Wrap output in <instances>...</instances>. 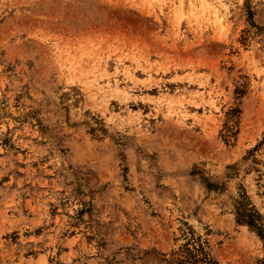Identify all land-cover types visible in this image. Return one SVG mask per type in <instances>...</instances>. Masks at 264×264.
<instances>
[{
	"label": "rangeland",
	"instance_id": "1",
	"mask_svg": "<svg viewBox=\"0 0 264 264\" xmlns=\"http://www.w3.org/2000/svg\"><path fill=\"white\" fill-rule=\"evenodd\" d=\"M0 264H264V0H0Z\"/></svg>",
	"mask_w": 264,
	"mask_h": 264
},
{
	"label": "bare ground",
	"instance_id": "2",
	"mask_svg": "<svg viewBox=\"0 0 264 264\" xmlns=\"http://www.w3.org/2000/svg\"><path fill=\"white\" fill-rule=\"evenodd\" d=\"M196 6V5H195ZM190 7L192 8L193 6L192 5H189V10H191L190 9ZM181 9H182V7H181ZM193 9V8H192ZM208 10L210 11V12H212L213 11V8H210V7H208ZM215 12H213V14H214Z\"/></svg>",
	"mask_w": 264,
	"mask_h": 264
}]
</instances>
